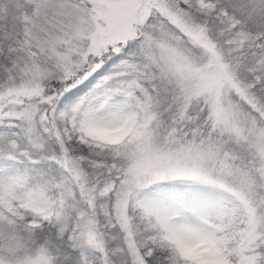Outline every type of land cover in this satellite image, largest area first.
Listing matches in <instances>:
<instances>
[{"label": "snow or ice", "instance_id": "snow-or-ice-1", "mask_svg": "<svg viewBox=\"0 0 264 264\" xmlns=\"http://www.w3.org/2000/svg\"><path fill=\"white\" fill-rule=\"evenodd\" d=\"M0 264H264V0H0Z\"/></svg>", "mask_w": 264, "mask_h": 264}]
</instances>
